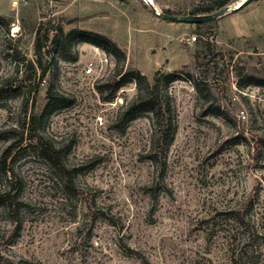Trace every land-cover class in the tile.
<instances>
[{"label": "rangeland", "instance_id": "rangeland-1", "mask_svg": "<svg viewBox=\"0 0 264 264\" xmlns=\"http://www.w3.org/2000/svg\"><path fill=\"white\" fill-rule=\"evenodd\" d=\"M214 1L0 0V193L19 205L13 216L0 203V264H264V0L201 25L157 14ZM39 32L61 102L35 65ZM81 32L110 38L123 73L175 74L169 141L149 113L122 118L134 82L102 99L119 61L107 53L86 77L95 54ZM36 138L61 152L74 187Z\"/></svg>", "mask_w": 264, "mask_h": 264}, {"label": "trees", "instance_id": "trees-1", "mask_svg": "<svg viewBox=\"0 0 264 264\" xmlns=\"http://www.w3.org/2000/svg\"><path fill=\"white\" fill-rule=\"evenodd\" d=\"M234 3V0H215L211 7H204L197 10L190 15H203L212 14L214 11L227 9L230 5ZM168 14H174L170 11H165ZM179 15V14H175ZM181 15V14H180ZM0 19H5L0 17ZM59 33H63L62 29H59ZM72 34H76L74 31ZM83 41L90 43L94 46L101 48L106 54H113L118 58L119 64L117 65L116 71L113 77L107 82L106 86L108 89L107 95L103 96L102 99L105 101H111L112 97L122 88L126 81L134 82L136 85L137 94L132 102H130L122 113V118L128 117L130 115H135L137 113H149L152 115V121L156 129L157 141L167 142L173 136L176 129V117L173 110V100L169 92V83L175 78V74H167L163 79V74L158 71L153 83H149L147 79L138 72H125L123 73V68L120 63L124 59V53L122 50L107 36L92 32H81ZM40 32L37 33L35 40V51L37 60L35 65L41 70V79L48 74L51 75V83L47 92V99L49 102L64 100V97L56 92L55 85V69L53 66L44 60L43 56V44L41 41ZM206 46H211L212 43L205 42ZM121 77L119 78V76ZM119 78V79H118ZM264 85V84H262ZM198 87V85L196 84ZM100 89L101 93L103 90ZM36 116L31 117V122L34 124ZM37 145L40 150V154L44 157L52 167L63 177L65 182V187H74L73 179L71 176V171L67 168L61 152L54 148L51 143L43 138H36ZM7 154H5L4 159H6ZM5 161V160H4ZM6 163L4 164L5 168ZM6 171V170H5ZM0 203H5L13 216H17L19 211V205L17 200V194H13L12 190L4 191L0 193ZM232 240V237H229ZM238 257L242 261L244 258V252L241 249L238 252Z\"/></svg>", "mask_w": 264, "mask_h": 264}, {"label": "water", "instance_id": "water-1", "mask_svg": "<svg viewBox=\"0 0 264 264\" xmlns=\"http://www.w3.org/2000/svg\"><path fill=\"white\" fill-rule=\"evenodd\" d=\"M251 2L252 0H246L245 2L237 6L234 10L241 9ZM227 11H228L227 9H223L213 14H203V15H175V14H168V13H157V14L161 16L164 20L169 21V22L201 25L203 23L217 21L218 18L223 16Z\"/></svg>", "mask_w": 264, "mask_h": 264}, {"label": "built area", "instance_id": "built-area-1", "mask_svg": "<svg viewBox=\"0 0 264 264\" xmlns=\"http://www.w3.org/2000/svg\"><path fill=\"white\" fill-rule=\"evenodd\" d=\"M196 37H192V41H196ZM95 56L86 62L84 75L86 77H99L110 65V57L98 46H93ZM46 81V80H44Z\"/></svg>", "mask_w": 264, "mask_h": 264}]
</instances>
